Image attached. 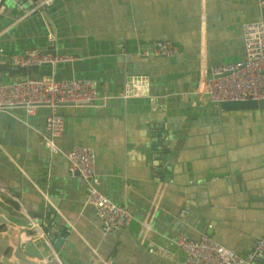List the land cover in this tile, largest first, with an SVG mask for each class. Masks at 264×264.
<instances>
[{"label": "crops", "instance_id": "obj_1", "mask_svg": "<svg viewBox=\"0 0 264 264\" xmlns=\"http://www.w3.org/2000/svg\"><path fill=\"white\" fill-rule=\"evenodd\" d=\"M18 5L0 4L4 69L12 66L10 53L33 48L78 58L2 80L88 77L99 96L59 107L64 125L52 153L43 143L45 106L30 114L20 106L0 110V206L18 216L25 211L17 200L29 214L37 204L43 212L45 199L56 207L60 215L50 223L71 228L53 246L62 264H183L173 242L179 231L193 238L205 232L237 253L250 248L264 232V107L221 108L203 96L199 112L190 111L208 66L242 57V25L264 22V0H52L27 13ZM158 38H170L177 51L138 53ZM132 74L147 76L152 101L122 95ZM73 144L93 148L95 186L127 206L129 225L101 230L82 179L68 166ZM145 220L150 227L140 244ZM33 238L48 253L43 239ZM252 264H264V254Z\"/></svg>", "mask_w": 264, "mask_h": 264}, {"label": "built area", "instance_id": "obj_2", "mask_svg": "<svg viewBox=\"0 0 264 264\" xmlns=\"http://www.w3.org/2000/svg\"><path fill=\"white\" fill-rule=\"evenodd\" d=\"M52 0H41L24 13L37 9L40 4H49ZM1 2V0H0ZM22 7V5H18ZM243 55L241 58L219 64H211L206 75H201L192 90L193 108L191 114L199 112V104L203 96L218 104L220 100L248 99L264 97V22L251 20L242 25ZM177 51L176 44L170 38H158L147 48L138 51L142 55L167 56ZM78 58L76 54L50 49L33 48L28 51H15L9 54L12 65L32 69L42 64L54 66L59 62L72 61ZM206 67V66H204ZM205 69V68H204ZM123 96L146 95L152 101L149 92L148 78L143 74L129 75L123 84ZM98 90L93 79L80 76L56 78L52 74L43 77L20 76L8 80H0V110L13 106L23 108L25 114L34 112L43 105L47 108L44 117L45 133L43 143L49 152L58 151L56 138L61 135L64 117L59 107L64 103H92L98 98ZM264 111V108H263ZM192 115L190 117H192ZM70 170L82 179L85 188L84 201L93 206L101 230L110 231L118 226H127L132 221V213L123 203H118L103 194L96 186L95 154L92 147L84 144H73L65 152ZM156 166L153 165V171ZM12 198H14L11 195ZM16 199V198H14ZM26 225L31 233L21 232L20 242L39 236L45 242L48 253L40 258L46 264H62L57 250L52 242L44 237V231L38 227L29 213ZM181 212H187L181 209ZM149 220L141 223L140 244L149 229ZM71 228H65L69 232ZM1 232V231H0ZM60 239L65 235L58 234ZM173 242L183 253V264H252L257 254H264V232L254 240L247 250L237 253L225 246L211 235L202 232L193 238L183 231L173 237ZM147 251H157L166 255L161 246L155 250L153 245L146 247Z\"/></svg>", "mask_w": 264, "mask_h": 264}, {"label": "water", "instance_id": "obj_3", "mask_svg": "<svg viewBox=\"0 0 264 264\" xmlns=\"http://www.w3.org/2000/svg\"><path fill=\"white\" fill-rule=\"evenodd\" d=\"M3 0H1L0 4ZM41 0H14V4H20L22 6H25L26 9L30 8L34 4L38 3ZM22 3V4H21ZM44 5V3L42 4ZM36 9L31 10V12L35 11ZM5 67V66H4ZM16 68V66H6L4 69L3 66L0 65V80H2L3 75L7 73L13 72V70ZM218 105L221 108H233V107H246V106H260L264 107V97L253 99H234V100H220L218 101ZM38 204L36 208L33 209V212H31L30 216L33 217L36 225L44 231V237L52 242L53 246H57L61 239L58 237V234L60 235H66L67 232H65V228L68 227L67 225L58 226V224L50 223L51 217H55L60 215L57 208L53 205H50V203L45 199L44 203V211L37 210ZM8 217L14 218L16 220H20L22 222L21 226L18 225V227H14L12 224H10V221ZM42 217L44 219H42ZM28 221V218L26 215L24 216H18V215H11L5 208L0 206V227L4 228L6 227V232L1 234L0 241L7 236V242L4 246V250L2 252L3 255H5L7 252L10 251L7 254V259H10L12 262H18L23 261L27 264H46L40 261V258L43 256L42 251L37 247V244L34 242L33 239L25 240L23 242H20V233L21 232H28L31 233L32 229L26 225ZM16 229V232L14 233L16 235L15 240L12 241L10 239V234L12 231ZM2 230V231H3ZM56 232V233H55ZM24 254L34 257L33 259H28ZM0 264H7L5 260H2L0 258Z\"/></svg>", "mask_w": 264, "mask_h": 264}, {"label": "rangeland", "instance_id": "obj_4", "mask_svg": "<svg viewBox=\"0 0 264 264\" xmlns=\"http://www.w3.org/2000/svg\"><path fill=\"white\" fill-rule=\"evenodd\" d=\"M15 232H16V229H14V230L12 231V233L9 235V236H10V239H11L12 241L15 240V237H16V235L14 234ZM0 236H1V235H0ZM37 241H40V239L37 238ZM6 242H7V236H5V238H4L3 240L0 241V258H2V260H5V261L7 262V264H27V263H25V262H23V261L12 262L10 259H7V258L2 254ZM6 255H7V254H6Z\"/></svg>", "mask_w": 264, "mask_h": 264}, {"label": "trees", "instance_id": "obj_5", "mask_svg": "<svg viewBox=\"0 0 264 264\" xmlns=\"http://www.w3.org/2000/svg\"><path fill=\"white\" fill-rule=\"evenodd\" d=\"M13 71H15V72H17V71L23 72L24 71V68L16 67Z\"/></svg>", "mask_w": 264, "mask_h": 264}]
</instances>
